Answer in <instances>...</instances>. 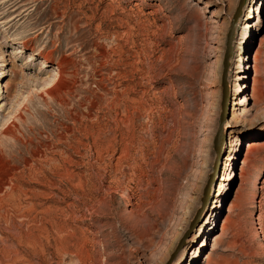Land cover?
<instances>
[{"label":"rangeland","instance_id":"obj_1","mask_svg":"<svg viewBox=\"0 0 264 264\" xmlns=\"http://www.w3.org/2000/svg\"><path fill=\"white\" fill-rule=\"evenodd\" d=\"M240 1L0 0V264H264V0L214 150Z\"/></svg>","mask_w":264,"mask_h":264},{"label":"water","instance_id":"obj_2","mask_svg":"<svg viewBox=\"0 0 264 264\" xmlns=\"http://www.w3.org/2000/svg\"><path fill=\"white\" fill-rule=\"evenodd\" d=\"M243 3H244V0H241L240 3H239V6H238V9L233 17V20H232V23H231V27L228 31V34H227V40H226V53H225V56H224V60L227 59V57L232 53V41H233V38H234V33H235V27H236V24H237V20L240 16V13H241V8L243 6ZM226 70H224V74H223V78H222V85H223V92H222V103H221V107H222V113H221V120H220V125H219V128H218V131H217V135L215 137V140H214V144H215V147H214V150L216 152V155H217V159H219L220 157V149H221V145L224 141V135L221 134V130L223 128V120L225 118V111H226V105H227V99H228V91H227V88H226V81H225V78H226V73H225ZM219 135H221L219 137ZM216 141H218L216 143ZM219 152V153H218ZM212 182V176L210 178V182H208V185L205 189V194H204V197L206 196L207 197V194L209 192V186Z\"/></svg>","mask_w":264,"mask_h":264},{"label":"bare ground","instance_id":"obj_3","mask_svg":"<svg viewBox=\"0 0 264 264\" xmlns=\"http://www.w3.org/2000/svg\"><path fill=\"white\" fill-rule=\"evenodd\" d=\"M242 39H241V42H239L238 43V47H240V46H242ZM237 53H238V60H237V65H236V67H235V69L236 68H239L240 66H241V64H243V62L244 61H246L245 60V56L243 55V54H241V53H239V50L237 51ZM230 56H231V54L227 57V59L226 60H224V70H226L225 71V73H226V78H225V81H226V88H227V91H228V83H227V73H228V70H231L230 69V66H231V59H230ZM255 60H256V64H258V62H259V58L257 57V58H255ZM239 63H240V65H239ZM256 69H257V67H256ZM63 74H64V72H63V69H62V65H60L59 66V74H58V80H60V78H62V76H63ZM224 74V73H223ZM57 80V81H58ZM255 82H256V80L254 81V90H256V84H255ZM221 134L223 135L224 134V130H223V128H222V130H221ZM221 135H219V137H220ZM218 141H216V143H217ZM222 147H223V143H222V145H221V149H220V152H221V150H222ZM230 149V150H229ZM226 150L227 151H229V155H228V157H227V161L228 160H231V154H230V151H231V146H230V143H229V145H227V147H226ZM226 151V152H227ZM219 153V152H218ZM225 166H228V164L227 165H225ZM224 179H222V181H223ZM210 182V181H209ZM212 183V182H211ZM221 185V184H220ZM172 228V227H171ZM172 232V231H171ZM174 232V231H173ZM171 234H173V233H171ZM161 236V235H160ZM166 238V237H165ZM188 238V237H187ZM165 242V241H164ZM166 243V242H165ZM154 246V245H153Z\"/></svg>","mask_w":264,"mask_h":264}]
</instances>
